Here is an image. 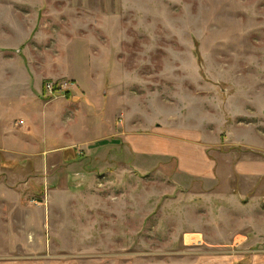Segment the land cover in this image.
Segmentation results:
<instances>
[{"label":"rangeland","instance_id":"374dc122","mask_svg":"<svg viewBox=\"0 0 264 264\" xmlns=\"http://www.w3.org/2000/svg\"><path fill=\"white\" fill-rule=\"evenodd\" d=\"M0 142V264H264V0H0Z\"/></svg>","mask_w":264,"mask_h":264},{"label":"crops","instance_id":"0c3cea01","mask_svg":"<svg viewBox=\"0 0 264 264\" xmlns=\"http://www.w3.org/2000/svg\"><path fill=\"white\" fill-rule=\"evenodd\" d=\"M33 108H35V106H33L31 109L24 111V114H26L29 118H34V117L36 118V111L34 112ZM40 114L42 116L41 118L44 119L43 113L40 112ZM22 122L24 123V121H22ZM250 174H251L252 178H256V179L261 177V176H264V163L260 164V167H258L256 170L251 171ZM4 192H5L6 196H11L13 190L12 189H8V190L6 189V191H4Z\"/></svg>","mask_w":264,"mask_h":264},{"label":"built area","instance_id":"2783aa9c","mask_svg":"<svg viewBox=\"0 0 264 264\" xmlns=\"http://www.w3.org/2000/svg\"><path fill=\"white\" fill-rule=\"evenodd\" d=\"M23 123V122H22Z\"/></svg>","mask_w":264,"mask_h":264}]
</instances>
